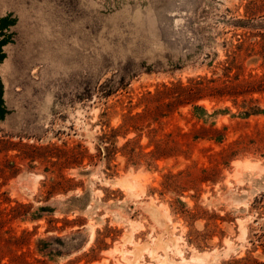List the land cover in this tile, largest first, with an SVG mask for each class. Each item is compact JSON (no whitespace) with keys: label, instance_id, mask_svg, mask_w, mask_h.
I'll use <instances>...</instances> for the list:
<instances>
[{"label":"rangeland","instance_id":"1","mask_svg":"<svg viewBox=\"0 0 264 264\" xmlns=\"http://www.w3.org/2000/svg\"><path fill=\"white\" fill-rule=\"evenodd\" d=\"M164 256L264 264V0H0V264Z\"/></svg>","mask_w":264,"mask_h":264},{"label":"bare ground","instance_id":"2","mask_svg":"<svg viewBox=\"0 0 264 264\" xmlns=\"http://www.w3.org/2000/svg\"><path fill=\"white\" fill-rule=\"evenodd\" d=\"M245 164V163H244ZM108 251V250H107ZM179 251V250H178ZM196 260H201L200 257L196 258ZM138 264V263H136ZM144 264V263H143ZM158 264H170V261L167 256L162 257Z\"/></svg>","mask_w":264,"mask_h":264}]
</instances>
